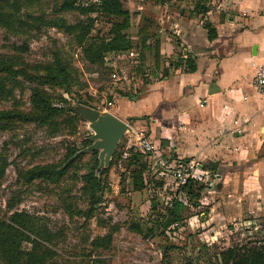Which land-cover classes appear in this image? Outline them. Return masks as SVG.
Returning a JSON list of instances; mask_svg holds the SVG:
<instances>
[{"label": "rangeland", "instance_id": "rangeland-1", "mask_svg": "<svg viewBox=\"0 0 264 264\" xmlns=\"http://www.w3.org/2000/svg\"><path fill=\"white\" fill-rule=\"evenodd\" d=\"M61 1L34 0L27 7H23L18 15L27 22L24 29H9L0 25V54H18L26 63L32 64L47 61L53 51H61L77 71V83L73 86L72 94L65 93V96L73 103L81 97L94 103L100 110L112 108L104 101L112 99L115 103L121 96L142 93L148 81L160 76L162 71L158 73L159 67L155 60V41L146 49L145 61L140 66L132 68V60L117 57L110 61L115 63L116 67H98L88 63L74 38L60 26L54 25L55 20L59 18L76 22L79 18L85 19L87 16L79 10L57 11ZM92 1L94 0H81L80 3L89 4ZM136 1L139 0H124V6L134 14L138 13ZM145 1L151 4L152 0ZM188 1L192 4L191 0ZM210 7H213L212 4ZM149 10L146 7L142 9L148 11L147 14ZM91 15L95 17L97 13ZM204 22L205 20L201 24ZM131 23L128 32L135 45L132 49L139 50L136 32L138 23L135 18ZM109 28L110 23L107 20L97 17L92 34H107ZM151 38L155 39L154 34ZM20 46H27L28 49L24 51ZM182 54L180 50L177 58L183 59ZM166 60L170 61V57ZM119 65H122L125 74L121 73ZM113 68L118 70L119 76H124L123 80L121 78L118 81L111 77ZM164 68L165 62L162 73ZM30 86L29 83L23 82L21 88L15 90L11 97L0 98V109L14 106L29 108ZM48 90L54 94L63 93L60 88ZM141 130L147 134L146 129ZM92 133L93 130L86 119L80 120L74 132L65 128L56 135H52L50 128L34 123L19 124L13 130L0 131V152L6 154L9 161L5 175L0 181V214L15 210L24 211L36 216L39 223H46L55 236L53 247L57 255L54 264H93L94 259H102L106 264H220L219 254L223 248L249 239H264V216L226 220L222 222L223 225L220 220H216L219 216L210 211V206L218 198L216 189L204 194L202 204L184 211L185 219L178 228L158 227L150 234L149 229L157 228L161 216V213H158L160 211L152 209V204L156 196H162L150 186L157 181L150 175L147 187L139 191L134 190V166L127 167L126 162L131 154L130 148L138 150L129 143L135 142L136 136L129 133L121 138L115 150L120 155L107 175L103 176L106 185L97 216L86 223L83 218L70 217L62 208L63 199H72L73 196L78 206H87L85 196L81 192L83 182L74 177V167L60 184H48L43 181L24 184L18 180L20 170L36 164L62 161L69 143H76L80 147L79 150L86 147L87 145L83 146L82 140ZM96 152L98 156L99 151ZM83 153V159L77 163V174L89 172L96 163L92 152ZM143 155L148 164L149 158ZM70 194L73 195L69 196ZM7 204L11 208H8ZM131 222H140L143 230L138 232L130 229ZM114 226L118 228L113 233L110 247L93 248L91 241L96 236L106 234ZM29 245L24 243L25 248Z\"/></svg>", "mask_w": 264, "mask_h": 264}, {"label": "crops", "instance_id": "crops-1", "mask_svg": "<svg viewBox=\"0 0 264 264\" xmlns=\"http://www.w3.org/2000/svg\"><path fill=\"white\" fill-rule=\"evenodd\" d=\"M190 2L136 1V32L149 17L155 39L148 38L147 49L156 42L157 71L165 62V74L148 81L142 93L121 96L109 111L135 131L146 129L157 152L173 161L218 162L221 184L210 206L216 220L264 216V94L254 85L264 56V0H211L204 16L192 14L195 0ZM207 19L217 30L212 40L201 24ZM180 50L183 59L188 52L195 57V71L184 61L171 64Z\"/></svg>", "mask_w": 264, "mask_h": 264}, {"label": "trees", "instance_id": "trees-1", "mask_svg": "<svg viewBox=\"0 0 264 264\" xmlns=\"http://www.w3.org/2000/svg\"><path fill=\"white\" fill-rule=\"evenodd\" d=\"M34 0H0V25L9 29H24L27 22L19 17L23 7H27ZM81 0H62L57 11L79 10L87 17L78 19L76 22H68L65 18L55 20L54 25L60 26L63 31L74 38L81 48L85 60L91 65L98 67H112L110 55L112 53H122L132 49L134 41L128 29L131 26L132 12L124 6V0H96L87 6L80 3ZM211 0H195L192 14L203 16L210 8ZM97 13L93 17L91 14ZM28 16H31L28 14ZM97 17H101L110 23L107 34L93 35L92 30ZM151 19L146 17L142 25L138 28L139 58L143 64L146 58L147 40L151 28ZM210 40L217 36L216 28L209 20L203 23ZM27 50V46H20ZM159 47L156 46L155 60L159 65ZM184 61L189 72L196 70L195 57L188 54L185 59H179L172 65L179 66ZM166 72V70H165ZM165 74V73H164ZM23 82L29 83L31 93L29 96L30 106L27 109L14 106L0 109V131L13 130L19 124L34 123L39 126L48 127L52 135H56L61 130L67 128L74 132L80 120H85L83 116L75 111L74 103L66 94H72L73 86L77 83V71L73 63L59 50L52 52L51 58L41 63H26L24 58L18 54H0V98H9L15 90L21 88ZM48 88H60L63 93L54 94ZM132 97V96H131ZM80 103L97 107L90 101L80 97ZM138 117H130V121ZM83 146L91 143L89 138H84ZM80 147L76 143L67 145L64 159L60 162H50L36 164L28 169L18 172V180L24 184H32L36 181H43L48 184H60L71 168H75L73 175L76 179H81L83 184L81 192L87 202L86 208L78 206L73 199H63L62 208L70 217L77 216L83 218L84 223L97 216L98 206L102 203L105 188L104 175H107L115 160L120 155L115 152L108 168L96 173L98 166V156L96 151H90L95 155V166L86 173L77 174V163L83 159L85 153H81L75 158L72 156ZM130 156L127 158L126 166L132 168L134 190L139 191L149 185L154 173L149 168L144 155L129 150ZM9 165L6 154L0 152V181L5 175ZM210 169L209 163H206ZM206 189L199 182L190 180L183 189L182 196L173 201V206L169 207L165 197L156 196L152 209L160 211L161 216L157 222V228L151 227L149 233L153 234L158 227L170 228L174 222L182 223L185 219V210L190 207H197L202 204L201 199ZM73 194H70L71 196ZM8 205V204H7ZM11 208L10 205L7 206ZM155 212V210L153 211ZM118 226H114L104 235L96 236L91 244L93 248H109L112 243L114 231ZM129 228L141 232L140 222H131ZM54 233L46 223H39L36 216L24 211L4 212L0 214V264H54L57 255L54 249ZM24 243H29L25 248ZM220 264H264V239H249L245 242H236L223 248L219 254ZM93 264H106L102 259H94Z\"/></svg>", "mask_w": 264, "mask_h": 264}, {"label": "built area", "instance_id": "built-area-1", "mask_svg": "<svg viewBox=\"0 0 264 264\" xmlns=\"http://www.w3.org/2000/svg\"><path fill=\"white\" fill-rule=\"evenodd\" d=\"M82 5L87 6L88 2H83ZM139 56L140 54L138 50L130 49L122 53H112L110 58H128L129 60H132L130 67L133 68L140 63ZM185 57L186 55H184V58ZM112 67H116L115 63L112 64ZM119 69L122 74H125L122 65H119ZM110 75L118 81H120L121 78L122 80L124 79V76H119V72L116 68L112 69ZM254 85L259 93L264 94V56L256 66ZM119 88H121V86H119ZM104 103L111 106L114 101L111 99L107 102L104 101ZM201 105H203V103H201ZM234 122L235 124H238V120H235ZM241 131L242 130L239 128L236 129V132ZM136 133V141H130L129 143H132L139 152L147 155L149 158V168L153 170V177L157 179L156 183H152L150 186L154 187L153 191L158 192L161 196L165 195L164 197L169 207L173 206V201L176 198L182 196L184 186L190 180L202 184L206 189L205 193L216 189L221 179V175L217 170L210 169L206 166L204 161L196 157L173 161L166 155L157 152L154 141L148 134H145L143 130H137ZM125 155L126 152L124 153V156ZM119 161H121V159ZM179 225V222H174L170 228H178Z\"/></svg>", "mask_w": 264, "mask_h": 264}, {"label": "water", "instance_id": "water-1", "mask_svg": "<svg viewBox=\"0 0 264 264\" xmlns=\"http://www.w3.org/2000/svg\"><path fill=\"white\" fill-rule=\"evenodd\" d=\"M74 108L78 114L88 120L93 133L88 137L92 142L78 150L70 160L83 152L98 150L99 164L96 168V173L100 175L101 170L110 166L121 138L126 133L132 136H136L137 133L128 121L119 118L109 110H100L96 107L80 103L79 100L74 103ZM209 165L216 169L218 162L210 161Z\"/></svg>", "mask_w": 264, "mask_h": 264}]
</instances>
